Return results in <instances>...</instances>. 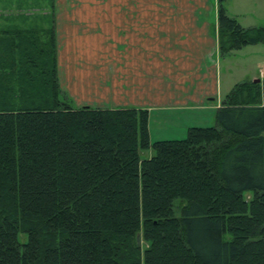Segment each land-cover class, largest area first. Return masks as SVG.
<instances>
[{"label": "trees", "instance_id": "1", "mask_svg": "<svg viewBox=\"0 0 264 264\" xmlns=\"http://www.w3.org/2000/svg\"><path fill=\"white\" fill-rule=\"evenodd\" d=\"M54 1L48 29L0 30V264H264V79L152 142L146 109L72 107ZM227 1L219 55L264 44Z\"/></svg>", "mask_w": 264, "mask_h": 264}, {"label": "crops", "instance_id": "2", "mask_svg": "<svg viewBox=\"0 0 264 264\" xmlns=\"http://www.w3.org/2000/svg\"><path fill=\"white\" fill-rule=\"evenodd\" d=\"M149 3L55 0L58 79L76 107L140 108L149 119L212 109L218 95L213 70L196 78L195 69L196 58L216 56L215 39L193 31L209 30L216 12L214 19L209 6Z\"/></svg>", "mask_w": 264, "mask_h": 264}, {"label": "rangeland", "instance_id": "3", "mask_svg": "<svg viewBox=\"0 0 264 264\" xmlns=\"http://www.w3.org/2000/svg\"><path fill=\"white\" fill-rule=\"evenodd\" d=\"M149 2L151 0H148V4H150ZM162 4H192L196 7L209 6L213 10L212 17L214 19L217 9L216 0H163ZM224 8L226 14L230 18L236 19L241 27L264 29V0H228L224 3ZM51 12L50 0H0V30L19 26L48 29L51 23ZM216 28L217 20L215 24L211 25L209 30L193 31L195 37L205 38L211 36L215 39L216 49L215 52L212 51V54H216V56L211 61V58L209 59L210 52H206V57L202 58V60L196 58L198 63H196L195 69L196 78L208 77L206 73H208L209 69L213 70L218 95L210 105L212 109L195 111L191 114L178 111L167 112V117H163V112L150 114L148 129L152 142L184 139L187 129L191 127H214L216 125L215 112L225 95L235 84L253 82L254 80L261 82L264 79V44L247 46L241 50L231 52L228 56L221 57L217 48ZM182 34L184 33L180 31V35ZM180 37L182 38V36ZM200 63L203 64V72H205L202 76H199V73H201V71L199 72ZM72 107H76L73 101ZM152 155L153 152L151 150L140 153L141 159H148ZM246 198L248 199L249 195H246Z\"/></svg>", "mask_w": 264, "mask_h": 264}, {"label": "water", "instance_id": "4", "mask_svg": "<svg viewBox=\"0 0 264 264\" xmlns=\"http://www.w3.org/2000/svg\"><path fill=\"white\" fill-rule=\"evenodd\" d=\"M260 81L259 80H254L253 83H259ZM137 246L138 248L140 247V239L137 238Z\"/></svg>", "mask_w": 264, "mask_h": 264}]
</instances>
